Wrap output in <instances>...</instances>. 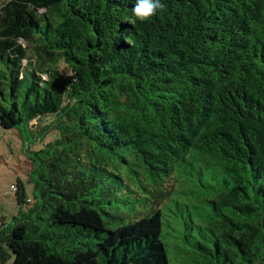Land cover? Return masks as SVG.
<instances>
[{"label": "trees", "instance_id": "16d2710c", "mask_svg": "<svg viewBox=\"0 0 264 264\" xmlns=\"http://www.w3.org/2000/svg\"><path fill=\"white\" fill-rule=\"evenodd\" d=\"M163 2L0 0V264H264V0Z\"/></svg>", "mask_w": 264, "mask_h": 264}, {"label": "rangeland", "instance_id": "374dc122", "mask_svg": "<svg viewBox=\"0 0 264 264\" xmlns=\"http://www.w3.org/2000/svg\"><path fill=\"white\" fill-rule=\"evenodd\" d=\"M28 51L33 56V50L28 48ZM60 70L61 76H70V71L64 65H60ZM50 122L51 119H45L40 124L47 126ZM38 123L35 121L31 122L32 126H36ZM55 138L56 132L51 131L43 139L44 144L50 143ZM30 170L31 166L22 151V143L19 137L0 129V221L1 219L6 222L9 221L14 213L11 186L21 181L26 185V191L29 193V186L26 184V180ZM7 264H11V261Z\"/></svg>", "mask_w": 264, "mask_h": 264}, {"label": "clouds", "instance_id": "9594fccd", "mask_svg": "<svg viewBox=\"0 0 264 264\" xmlns=\"http://www.w3.org/2000/svg\"><path fill=\"white\" fill-rule=\"evenodd\" d=\"M165 9L163 0H134L131 9L135 20L143 23Z\"/></svg>", "mask_w": 264, "mask_h": 264}]
</instances>
